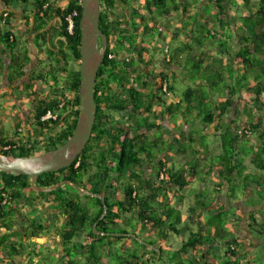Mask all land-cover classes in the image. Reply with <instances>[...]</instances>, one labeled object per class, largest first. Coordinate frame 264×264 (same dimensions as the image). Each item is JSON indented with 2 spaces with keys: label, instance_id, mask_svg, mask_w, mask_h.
Segmentation results:
<instances>
[{
  "label": "trees",
  "instance_id": "trees-1",
  "mask_svg": "<svg viewBox=\"0 0 264 264\" xmlns=\"http://www.w3.org/2000/svg\"><path fill=\"white\" fill-rule=\"evenodd\" d=\"M1 1L10 8L18 0ZM33 2L39 38H47L52 31L45 28L58 18L52 30L61 41L57 53L47 50L58 62L51 72L55 86L51 96L34 100L30 138L16 142L0 140V154L16 157H32L64 145L73 135L80 114L81 0H69L65 8L56 7L51 0ZM100 2V28L109 45L95 86L97 119L91 140L72 166L42 174L38 185L51 188L66 180L74 182L104 197L107 215L100 220L104 212L100 197L83 195L71 185L39 194L31 177L0 171V231L3 227L7 230L14 227L10 220L15 215L16 201L26 199L32 210L42 198L46 205L56 207L66 217L59 234L64 249L62 264H264V66L260 65L264 60V0H260L256 10L252 0H242L249 15L233 12V6L239 7L238 0H144L140 7L135 5L139 0ZM74 12L78 16L70 33L68 17ZM175 13L187 41L177 43L170 60L165 57L170 74L166 69L158 78L152 60L146 59L150 48L145 46L150 37H163L161 28L168 27L163 25V19L169 22ZM11 15V12L3 15L5 25H10ZM0 43L14 54L15 41L10 32L0 33ZM111 53L116 55L115 59H109ZM70 57L79 64L78 69L69 68ZM27 61L24 56L11 57L7 68L9 82L25 74ZM179 68L186 72L184 77L190 85L182 91L178 102L167 103L163 97L165 85L167 92H178L175 83L181 78ZM4 72L0 60V75ZM61 74L65 75L62 85ZM38 78L46 80L44 74ZM31 98L35 95L31 94ZM49 111L56 113L57 119L42 122ZM125 112H128L126 119L116 121L114 114ZM178 117L183 121L177 128L184 142L178 136L172 138L174 132L165 126L166 121ZM209 127L214 128L220 143L217 156L211 147L212 135L206 130ZM56 128V133H46ZM166 128L169 140L161 133ZM154 132L159 133L151 139L149 136ZM253 137L258 140L256 145H250ZM2 146L11 148L6 151ZM201 154L206 155V163L199 159ZM171 155H184L185 162L177 167L167 160ZM247 159H251L255 172L248 171ZM212 176L217 178L216 198H220L221 205L209 202L210 195L198 189L189 221H185L173 200L179 199L195 179L207 183ZM240 198L247 208H261L249 213L251 231L262 239L254 257H248L235 229L229 228L233 218L238 222L243 219L233 212L237 207L234 201ZM127 214L137 215L136 221ZM257 215L263 220L259 221ZM21 217L27 222L25 215ZM28 221L31 230L23 227L21 232L0 236L1 250L11 258L24 251L23 243L14 242L12 237L48 234L45 224L37 219ZM120 221L126 226L134 221L142 231L150 230L152 240L146 244L136 230L133 231L136 236H130L131 232L123 229ZM95 225L101 232L121 235H97ZM85 233L88 240L83 244L80 239ZM184 233L189 238L180 249H166L171 234ZM131 240L144 249L130 245ZM251 244L253 247L254 242ZM219 246L225 249L224 257L217 253ZM199 249L203 250L201 261L189 257L191 251Z\"/></svg>",
  "mask_w": 264,
  "mask_h": 264
},
{
  "label": "crops",
  "instance_id": "crops-1",
  "mask_svg": "<svg viewBox=\"0 0 264 264\" xmlns=\"http://www.w3.org/2000/svg\"><path fill=\"white\" fill-rule=\"evenodd\" d=\"M33 1L35 0H30L24 3L22 0H18L8 8L0 0V33L4 34L10 32L12 39L15 41V48L13 50L14 54H11L6 50L4 43H0V60H2V63L5 66V72L3 74L4 80L1 81L2 83L0 85V95L2 97H7L9 95L8 98H10L11 92L14 94L19 93L21 97L16 99V101H18L23 107L24 102L31 107V110H26V108H24V117H13L14 125L9 126V128L12 127L15 129L14 136H12V131H9L8 135H6V133L3 134L2 131L4 127L10 123H6L0 113V140L6 139L7 141L10 140L16 142L20 140L26 141L30 138L32 132L30 128L33 126V118L35 116L34 100L37 98L42 100L44 97L51 96L55 86L51 72L58 66V62L56 56H50L47 50L51 49L57 53L60 49L59 44L61 40L52 30V26L56 25L59 20L58 18H55L50 25L45 28L47 32L52 31L47 38H39L40 31H36V8ZM68 1L69 0H51V3L55 4L56 7L65 8L64 6H61L60 3H68ZM142 2H144V0H142ZM8 12L12 13L11 22L10 25H5L3 15L5 16ZM13 55L24 56L28 61L24 68L25 74L13 82H9L7 78V68ZM40 74H44L46 80H40L38 78ZM31 94H34L35 98H31ZM23 122L26 123L25 126L22 124ZM13 207H15L13 211L15 215L10 221L14 223V227L12 230H7L3 227L1 229L2 235L21 232L23 231V227H28L31 230L32 224L28 220L36 218L37 213H39L38 209H41V213L44 214V219L42 218L40 223L46 225L48 228V234L41 235V237H27L25 234L20 237H12L11 240L14 242L23 243L24 251L19 256L11 258L1 250L0 264H13V261L15 264H41L42 260H44L43 255L47 252L50 253L49 255L56 254L51 264H62L64 249L62 246V238L59 234L66 218L64 213L54 206L46 205L42 198L38 199L35 208L32 210L29 209L26 199L19 202L16 201ZM30 212L32 214L27 215ZM34 212L36 213L34 214ZM22 215H25L27 222L23 221L21 217ZM30 243L44 246V251L46 253H43L40 247L30 245ZM43 264L48 263L46 262Z\"/></svg>",
  "mask_w": 264,
  "mask_h": 264
},
{
  "label": "rangeland",
  "instance_id": "rangeland-1",
  "mask_svg": "<svg viewBox=\"0 0 264 264\" xmlns=\"http://www.w3.org/2000/svg\"><path fill=\"white\" fill-rule=\"evenodd\" d=\"M144 2L139 1V2H136L135 5L137 7H140ZM259 3H260V0H252V5H253V8L254 10H256V8L259 6ZM61 6H64V7H67V4L66 2H62L60 3ZM130 5L133 4V2L130 1L129 3ZM238 4H239V7H237L236 5L233 6L232 10L233 12L236 11V12H239L240 14L241 13H244L246 15H249V11L246 9V6L243 4L242 0H238ZM206 11V10H205ZM145 14H147L146 11H144ZM200 21H205V19H200ZM151 27L154 26L153 23L150 24ZM163 25L164 26H168L167 28H161L164 32V34L162 35L163 37L161 36H158L156 35L155 37H150L149 38V42H148V46H145V47H148L150 48V50L147 52L146 54V59L147 60H152V69L154 72H156V77L159 76V73L161 72H164L167 68L164 64L165 62V56L167 55L165 52H166V49L167 47H169L170 49V55L174 54V48L177 47V43H184L185 41H187V38L185 37V35H183L181 33V30H180V27H181V22L179 21L178 19V14L175 13L173 14V16L170 18V21L167 22L163 19ZM178 28L179 31L177 30L175 32V29ZM142 31H140L141 33ZM173 33H177V38L174 37ZM141 39H138V41H140ZM234 45L236 47V49H238V43H237V39H235L234 41ZM48 48V47H47ZM49 50V49H48ZM126 52V51H125ZM181 56H185V54L181 55ZM69 68L70 69H78L79 68V64L77 62H75L71 57L69 58ZM181 60H184L181 59ZM260 65H263L264 66V60H262L261 64ZM217 67H219V65H217ZM167 73L170 74V71H168V69L165 71ZM179 75H181V78L180 80L175 83L176 84V87L178 88V92L177 93H171L170 95L168 94L167 96L166 95H163V97L165 98L166 102L167 103H171V102H178L180 100V97H181V93L183 90L186 89L187 85H190V83L188 81L185 80V71L184 69L182 68H179L178 71ZM159 78V77H158ZM64 79H65V75L61 74V78H60V85L63 84L64 82ZM4 80V75H0V85H1V81ZM159 80V79H157ZM172 81V79H171ZM55 85V83H54ZM52 94V93H51ZM11 97H9V95L7 97H2L0 95V113L2 114V117L3 119H5L6 123H10L9 125L5 126L4 129H3V134L6 133V135H8V132L9 131H12V136L15 135V129L14 128H9V126L11 125H14V122H13V117H16V116H19V117H24L23 116V110L24 108H26V110H31V107L30 105H28L26 102H24V107L18 103V101H16V99H19L20 94L17 93V94H14L11 92ZM25 100V99H24ZM241 105H243L241 103ZM128 115V112H125L124 114H114L115 116V119L116 121H124L126 119ZM155 121V120H154ZM167 123V124H166ZM24 126L26 125L25 122L22 123ZM179 124H183V121L180 117H178L175 121H166L165 122V126L168 125L169 129L172 130L174 133L172 135V138L175 137V136H178L179 138L182 139V142H184V138H182V134L181 132L178 131V126ZM167 127V128H168ZM202 127V126H200ZM35 128V126H34ZM165 129V130H161V133L164 134L165 136V140H169L171 139V136L170 134L168 133V129ZM13 129V130H12ZM209 133H211L212 137H211V147L213 149V154L215 156L219 155L220 153V143H219V140L217 139V137H215V132H214V128L213 127H209L208 129H206ZM58 130H52V131H47L46 133L49 134V133H56ZM159 133V132H158ZM157 132H154L153 134H151L149 137L151 139H154V137L158 134ZM214 133V135L212 134ZM252 142L250 145H256L258 143V140L256 137H253L252 139ZM175 145H178L177 143ZM165 158L167 156V154H164L163 155ZM201 157L199 158L200 160H202L203 163H206V155H203L201 154L200 155ZM169 161V163H172V162H175L177 167H181V165H183V163L185 162V157L184 155H171L170 158L167 159ZM246 165H247V168H248V171H251V172H255L256 169L255 167L253 166L252 162H251V159H247L246 160ZM154 177V180L156 179L155 176ZM87 178H85L84 180H86ZM159 180L157 179L156 182H158ZM194 183L189 186L187 189H185L184 191L181 192L180 194V197L179 199H175L173 200L174 204L179 208L181 209L182 213H183V219L185 221H189L188 217L191 215L190 214V208L195 205V202H196V196H195V192L197 193V190H204L206 193H208L210 195V199L208 200L209 202H211L212 204L214 205H218L220 206V198H216V189H217V178L212 176L210 178V180L207 181V183H201L198 179H195L193 181ZM223 197V196H222ZM183 198L182 201H180V199ZM226 197H224L223 199L221 198V200H225ZM243 198H240L236 201H234L236 203V208L234 209L233 212L237 213V217H240L243 218L241 219L242 221L238 222L236 221V218H233V220H231V223H229V228H234L235 229V233H236V236L240 239L243 247L246 248V251L248 250V257H254L256 252L255 250H257L259 247H261L262 245V239L260 238L259 235L257 234H253L250 227H249V221H250V215L249 213L253 210H260L261 208L260 207H256V208H253V210L251 208H247L246 207V204L245 202L242 200ZM83 201H86L88 203L92 202L89 198H83ZM238 208V209H237ZM244 209V211H243ZM39 213H37L36 215V218L38 221H41V219L43 218L44 219V214L41 213V209H38ZM237 210V211H236ZM36 211V210H35ZM36 212H34L35 214ZM32 214L31 212L27 215H30ZM206 214V212H205ZM242 217H241V216ZM24 216V215H23ZM128 217H133L134 221H136L137 219V215L135 214H127ZM206 217V215L204 216ZM259 221H262L263 218L261 215H257ZM47 221V220H46ZM132 221L133 223H131L132 225L130 226H126L124 224V222L120 221L119 222V225L123 228V229H128L131 234L130 236L132 237H135V233L133 231L136 230V232L138 233V235H140V237L146 242V244H149L148 241L152 240L151 238V235H150V230L144 232L142 231L141 229V226H137L136 222ZM136 226V228H134ZM194 229H196V227H194ZM119 233H116L114 235L116 236H119L121 234ZM2 235L1 231H0V236ZM153 238L155 240L158 239L157 236H153ZM189 238V234L188 233H184L183 235H175V234H171V237L169 239V244L167 245L166 249L168 250H172V251H176L178 249H180L181 247V244L183 241L187 240ZM87 240H88V234L85 233L84 235H82L80 241L83 243V244H86L87 243ZM251 241L254 242V245L252 247V244H251ZM109 240L106 239L105 243H108ZM140 242V241H139ZM128 243H130V245H133L134 247H138L139 246L137 245V243L133 240L129 241ZM30 245H33V246H37V247H40L42 250L43 253H46L44 251V246L42 245H35L33 243H30ZM29 247V246H28ZM28 249V248H27ZM139 249H144V248H139ZM151 249V248H150ZM217 253L218 255H220L221 257H224V254H225V249L224 247L222 246H219L217 248ZM203 253V250L202 249H199L198 251H191L190 254H189V257L191 258H196L197 260H200L201 259V254ZM50 253L47 252L46 254L43 255V258L44 260H42L41 264L43 263H48V264H51L52 263V260H54L56 254H52V255H49ZM152 255V254H151ZM160 256V254H158ZM149 255L146 256L147 259H149ZM201 261V260H200ZM221 261V260H220ZM246 263V262H245ZM113 264H116L113 263ZM152 264H159L158 262H152Z\"/></svg>",
  "mask_w": 264,
  "mask_h": 264
},
{
  "label": "water",
  "instance_id": "water-1",
  "mask_svg": "<svg viewBox=\"0 0 264 264\" xmlns=\"http://www.w3.org/2000/svg\"><path fill=\"white\" fill-rule=\"evenodd\" d=\"M81 87H80V114L77 127L71 138L59 148L41 153L32 157H16L0 154V171L12 175H25L31 177L32 186L37 193H49L56 191L64 185H71L84 195L100 197L104 204V212L100 220L104 219L108 212V205L104 197L82 189L78 184L64 181L51 188L38 185L39 177L45 173L59 172L73 165L84 152L91 140L93 127L97 119V104L95 100V86L98 72L105 59L109 41L100 28L101 2L100 0H81ZM97 235H114L96 229ZM119 235V234H118ZM159 254L161 251L159 250ZM146 260H148L145 257Z\"/></svg>",
  "mask_w": 264,
  "mask_h": 264
},
{
  "label": "built area",
  "instance_id": "built-area-1",
  "mask_svg": "<svg viewBox=\"0 0 264 264\" xmlns=\"http://www.w3.org/2000/svg\"><path fill=\"white\" fill-rule=\"evenodd\" d=\"M78 16V12H74L72 15H70L69 17H68V21H69V32L70 33H73V30H74V26H75V18ZM166 53H169V47H167V49H166ZM116 58V55L114 54V53H111L110 55H109V59H115ZM127 59H129L128 57H127ZM168 60H170L169 58H168ZM50 119H57V115H55L53 112H48V114L47 115H45L43 118H42V122H46V121H48V120H50ZM11 147H4L3 149L4 150H9ZM79 164H80V162L77 164V166H79ZM7 201H5V203H6Z\"/></svg>",
  "mask_w": 264,
  "mask_h": 264
},
{
  "label": "clouds",
  "instance_id": "clouds-1",
  "mask_svg": "<svg viewBox=\"0 0 264 264\" xmlns=\"http://www.w3.org/2000/svg\"><path fill=\"white\" fill-rule=\"evenodd\" d=\"M170 49V48H169ZM166 53V52H165ZM167 55L165 56V57H167V61H168V58L170 59L171 58V56H170V50H169V53H166ZM164 92H166V96L169 94H171L169 91L167 92V86L165 85V88H164ZM49 112H51V111H49ZM54 113V112H53ZM48 114V113H47ZM46 114V115H47ZM55 115H57L56 113H54ZM57 117H58V115H57ZM51 120V119H50ZM50 120H48V121H50ZM54 120H56V119H54ZM32 127V126H31ZM31 129V128H30ZM8 147H10V146H8ZM2 149L4 148V146H2L1 147ZM4 150V149H3ZM79 158V157H78ZM78 160V159H77ZM76 160V161H77ZM84 195V194H83ZM91 196V195H90ZM0 252H1V247H0Z\"/></svg>",
  "mask_w": 264,
  "mask_h": 264
},
{
  "label": "flooded vegetation",
  "instance_id": "flooded-vegetation-1",
  "mask_svg": "<svg viewBox=\"0 0 264 264\" xmlns=\"http://www.w3.org/2000/svg\"><path fill=\"white\" fill-rule=\"evenodd\" d=\"M34 111H35V110H34ZM56 130H58V128H56ZM93 145H94V143L91 144V146H93ZM88 178H89V177H88ZM88 178H87V179H88Z\"/></svg>",
  "mask_w": 264,
  "mask_h": 264
}]
</instances>
